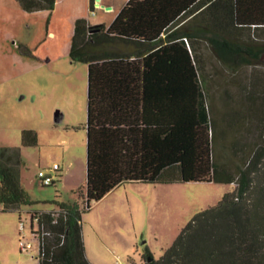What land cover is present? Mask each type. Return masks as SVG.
<instances>
[{
    "label": "trees",
    "instance_id": "1",
    "mask_svg": "<svg viewBox=\"0 0 264 264\" xmlns=\"http://www.w3.org/2000/svg\"><path fill=\"white\" fill-rule=\"evenodd\" d=\"M17 2L50 12L56 0ZM202 44L229 73L251 68L240 111L214 116ZM68 54L87 65L85 191L34 208L19 147L0 146V211L39 215L38 264H94L81 214L128 181L234 185L144 264H264V0H127L107 24L77 18Z\"/></svg>",
    "mask_w": 264,
    "mask_h": 264
},
{
    "label": "rangeland",
    "instance_id": "2",
    "mask_svg": "<svg viewBox=\"0 0 264 264\" xmlns=\"http://www.w3.org/2000/svg\"><path fill=\"white\" fill-rule=\"evenodd\" d=\"M94 10L90 16L96 23L113 15L98 6ZM46 12H25L17 0H0V146L19 147L20 179L39 210L55 209L53 200L78 199L86 182L87 65L59 55L72 34L50 26ZM48 28L56 29V38L48 36ZM201 55L214 116L243 109L241 84L251 68L229 73L205 44ZM24 129L37 133L36 144H22ZM54 162L60 170L52 169ZM39 170L51 173L54 183L41 184ZM233 186L123 182L81 214L87 256L94 264H144L147 251L159 258L198 211L216 204ZM21 219L33 247L20 249L18 211H0V264H38L39 239L31 235L25 211Z\"/></svg>",
    "mask_w": 264,
    "mask_h": 264
},
{
    "label": "crops",
    "instance_id": "3",
    "mask_svg": "<svg viewBox=\"0 0 264 264\" xmlns=\"http://www.w3.org/2000/svg\"><path fill=\"white\" fill-rule=\"evenodd\" d=\"M126 1L127 0H99L100 4L111 7L110 9H105L104 7H99V8H102V10L106 13H111V12L113 13V15H110L108 21L105 23L111 22L116 12L121 8V6ZM46 11L48 10H38V11H33V12H42L43 16H45L47 14ZM93 11H94L93 13H95V10ZM91 13L92 11H90L89 9V0H56L54 8L52 9V11H50V16H51L50 26L52 25V23L58 26L61 25L62 29H64L66 33H70L71 35L73 34L74 22L77 18L84 17L90 23H93V24L96 23V21H99V20H95L96 19L95 17L90 16ZM47 32H48L47 34L49 37L56 38L57 31L55 28H48ZM69 47H70V44H66V46L64 47V50H62L60 52L61 54L59 55H61L62 57H64L65 55H68ZM58 170H60V168ZM22 185L24 186L23 183ZM15 211L16 212L18 211V215L21 218V212L23 211L26 212V207L21 206L20 210L18 209Z\"/></svg>",
    "mask_w": 264,
    "mask_h": 264
},
{
    "label": "built area",
    "instance_id": "4",
    "mask_svg": "<svg viewBox=\"0 0 264 264\" xmlns=\"http://www.w3.org/2000/svg\"><path fill=\"white\" fill-rule=\"evenodd\" d=\"M94 11H92L93 13ZM60 168V165L57 163H53L52 169L54 171L58 170ZM38 179L40 181L41 184L43 185H49L53 182V177L51 173H47L44 170H39L37 173ZM29 217V222H30V231H31V235H33L34 238H38L39 239V243L41 240V237L43 235V233L39 234L36 233L38 231V221H39V215L37 214H28ZM24 221L19 217V221H18V230H19V246L20 249L22 251H30L31 248L33 247V244L31 242V240L27 239L26 237V233H25V226H24Z\"/></svg>",
    "mask_w": 264,
    "mask_h": 264
},
{
    "label": "water",
    "instance_id": "5",
    "mask_svg": "<svg viewBox=\"0 0 264 264\" xmlns=\"http://www.w3.org/2000/svg\"><path fill=\"white\" fill-rule=\"evenodd\" d=\"M94 4H95V6L104 7L105 9H110L111 8L110 6H104V5L100 4L99 0H95ZM263 56H264V54H263Z\"/></svg>",
    "mask_w": 264,
    "mask_h": 264
},
{
    "label": "clouds",
    "instance_id": "6",
    "mask_svg": "<svg viewBox=\"0 0 264 264\" xmlns=\"http://www.w3.org/2000/svg\"><path fill=\"white\" fill-rule=\"evenodd\" d=\"M98 7H100V6H98Z\"/></svg>",
    "mask_w": 264,
    "mask_h": 264
}]
</instances>
